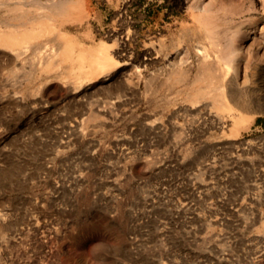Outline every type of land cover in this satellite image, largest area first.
Segmentation results:
<instances>
[{
  "label": "rangeland",
  "instance_id": "374dc122",
  "mask_svg": "<svg viewBox=\"0 0 264 264\" xmlns=\"http://www.w3.org/2000/svg\"><path fill=\"white\" fill-rule=\"evenodd\" d=\"M0 264H264V0H0Z\"/></svg>",
  "mask_w": 264,
  "mask_h": 264
},
{
  "label": "bare ground",
  "instance_id": "6f19581e",
  "mask_svg": "<svg viewBox=\"0 0 264 264\" xmlns=\"http://www.w3.org/2000/svg\"><path fill=\"white\" fill-rule=\"evenodd\" d=\"M225 9V8H224ZM230 9V8H229ZM232 9V8H231ZM228 10V9H227ZM231 11V10H230ZM207 12L206 9H204L203 11H201V13H199L198 16H202V14H205ZM207 14V13H206ZM205 14V15H206ZM212 14V12H211ZM207 16V15H206ZM54 29V26L49 27H45V28H41L40 31H47V32H52ZM55 32V31H54ZM212 32V31H210ZM214 32V31H213ZM216 35V34H215ZM32 36V30L28 33H23V34H15V35H3L1 38V41L3 42V44L7 45V46H11L13 49H15V54L16 53H20L21 49L23 50V44L25 42H27L28 38H30ZM210 36V35H209ZM211 36H213V33L211 34ZM214 37V36H213ZM218 38V36H217ZM212 38H210L211 40ZM216 39H214V42L216 43ZM72 42V41H71ZM121 44V43H120ZM123 44V43H122ZM217 44V43H216ZM124 45V44H123ZM214 45V44H213ZM215 46H219V45H215ZM110 47H112V43H108V42H104L101 41L99 42L96 46L91 47L89 49H87L86 51H80L77 53V55L72 51V49H70V47H65V49L63 50V57L66 59H72L75 58L77 60V71L82 75V77H79V79L81 80H85V79H91L94 75H98L101 74L102 72H107V71H111L112 69H115V67H118L120 65H124L127 63V61L124 60H118L116 59L110 52ZM119 49L120 45L118 46ZM224 47V46H223ZM220 46V49L223 48ZM217 48V47H215ZM83 49V48H82ZM85 49V48H84ZM118 48H116L117 50ZM123 49V48H122ZM224 49V48H223ZM74 50V49H73ZM217 51V49H216ZM218 51H220L218 49ZM222 54L224 50H221ZM120 54H123L122 51H117ZM215 52H213L214 54ZM221 53V52H220ZM198 54V59L200 64L210 61L213 58L215 59L216 54L212 55L205 47H200L197 51ZM21 55V54H20ZM125 55V54H124ZM219 55V54H218ZM126 56V55H125ZM228 56V55H227ZM19 57V56H18ZM123 58V56H122ZM126 58V57H125ZM224 58V57H223ZM226 58V57H225ZM224 58V59H225ZM228 60V59H227ZM73 61V60H72ZM71 61V62H72ZM74 62V61H73ZM214 62V61H213ZM231 63V62H230ZM51 64V61L47 63V66H49ZM74 65V64H73ZM231 65V64H230ZM207 67V66H206ZM75 69V68H74ZM73 69V70H74ZM200 73V72H199ZM68 74V73H67ZM78 74V73H77ZM67 76V75H66ZM79 76V75H78ZM77 82V81H76ZM80 83V82H79ZM222 89V88H220ZM240 90V89H239ZM229 90H227L228 92ZM230 90V92L227 94L228 100H225L228 102V106L226 107L227 111L226 114L228 113L227 117L230 118V120H232V131L236 132L238 130V128L243 125L244 123H246V121L254 115L260 114L263 112V110H261L260 108H258L257 105L252 104L250 101L244 100L242 101V99H240L239 93L237 91H232ZM221 92V91H220ZM222 93V92H221ZM223 94H224V89H223ZM241 94V93H240ZM215 97V96H214ZM217 97V96H216ZM219 97V96H218ZM217 97V98H218ZM221 97V96H220ZM219 97V98H220ZM224 97V96H223ZM216 98V99H217ZM222 98V97H221ZM215 101L216 106H220L219 108H223V101H221L220 99H217ZM223 99V98H222ZM225 104V103H224ZM222 106V107H221ZM218 108V109H219ZM224 109V108H223ZM221 111V110H220ZM247 113H250L249 116H247ZM217 112V111H216ZM219 112V111H218ZM217 112V113H218ZM225 113V112H224ZM221 114V113H220ZM215 115V114H214ZM213 116V115H212ZM216 116V115H215ZM212 119V118H211ZM217 121L218 123L223 126L224 125V120L226 119V116L224 115H217ZM228 119V118H227ZM215 120V118H214ZM213 120V121H214ZM214 123V122H213ZM217 123V124H218Z\"/></svg>",
  "mask_w": 264,
  "mask_h": 264
}]
</instances>
